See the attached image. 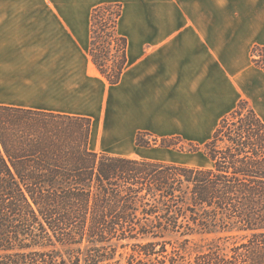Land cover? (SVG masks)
Listing matches in <instances>:
<instances>
[{"label": "trees", "instance_id": "16d2710c", "mask_svg": "<svg viewBox=\"0 0 264 264\" xmlns=\"http://www.w3.org/2000/svg\"><path fill=\"white\" fill-rule=\"evenodd\" d=\"M110 7L117 26L122 4L104 3L93 8L92 34ZM116 37L122 57L111 72L90 44L109 84L127 63V39ZM252 56L264 70V46ZM91 129L88 117L0 104V264H72L61 252H77L75 264L83 252H95L87 264H113L116 252H133L128 264H176L198 236L193 264H264V121L248 100L202 145L136 137L202 151L208 167L92 150Z\"/></svg>", "mask_w": 264, "mask_h": 264}, {"label": "crops", "instance_id": "0c3cea01", "mask_svg": "<svg viewBox=\"0 0 264 264\" xmlns=\"http://www.w3.org/2000/svg\"><path fill=\"white\" fill-rule=\"evenodd\" d=\"M104 3L122 4L116 31L127 39L115 84L90 55ZM256 46L264 0H0V104L88 117L92 150L176 162L165 156L176 149L138 145V133L202 145L241 99L264 121ZM203 156L196 166L212 164Z\"/></svg>", "mask_w": 264, "mask_h": 264}, {"label": "rangeland", "instance_id": "374dc122", "mask_svg": "<svg viewBox=\"0 0 264 264\" xmlns=\"http://www.w3.org/2000/svg\"><path fill=\"white\" fill-rule=\"evenodd\" d=\"M116 13L117 8L110 7L109 9H103L99 12L97 16V20L94 24V32L92 34V44L91 51L93 57L99 62L105 63V70L111 72V67L118 63L122 57V42L116 37ZM260 60H263L260 57ZM146 139H151L150 135H145ZM189 147V145H184ZM174 151V150H173ZM168 159L191 164V165H202L204 164V156L202 152H198L196 154L184 153L179 150H175L173 156H168ZM171 157V158H170ZM201 236L196 237V244L190 245V252H182L184 254V258L179 260L176 264H193L194 258L198 252H194L195 249H199L203 244L201 240ZM62 255L67 258L70 263H77L76 256L77 252H61ZM90 253L95 254V252H83L81 254V261L79 264H87L85 261L86 256H90ZM133 252H116L115 258L110 260L113 264L120 262L121 264H128V260L131 259L130 255ZM155 257V256H153ZM136 257H134L135 259ZM162 258V256L158 257ZM140 259V258H138ZM148 260V258H145ZM150 260V259H149ZM108 262V261H106ZM101 264H105L101 263ZM149 264H158L153 258L149 261ZM168 264V263H167Z\"/></svg>", "mask_w": 264, "mask_h": 264}]
</instances>
